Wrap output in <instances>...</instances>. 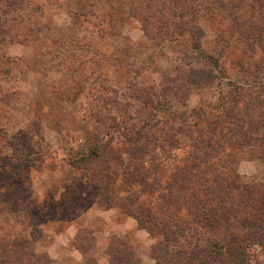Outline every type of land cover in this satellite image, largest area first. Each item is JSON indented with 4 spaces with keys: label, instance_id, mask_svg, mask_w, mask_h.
<instances>
[{
    "label": "rangeland",
    "instance_id": "rangeland-1",
    "mask_svg": "<svg viewBox=\"0 0 264 264\" xmlns=\"http://www.w3.org/2000/svg\"><path fill=\"white\" fill-rule=\"evenodd\" d=\"M190 176L264 199V0H0V264H53L68 239L83 264L172 262L154 218L189 251L210 229Z\"/></svg>",
    "mask_w": 264,
    "mask_h": 264
},
{
    "label": "trees",
    "instance_id": "trees-1",
    "mask_svg": "<svg viewBox=\"0 0 264 264\" xmlns=\"http://www.w3.org/2000/svg\"><path fill=\"white\" fill-rule=\"evenodd\" d=\"M110 9L111 10H109L106 16L107 19H111V17H109L110 13L115 11L113 7H110ZM165 11L166 9L162 7L161 13ZM162 28H158L160 32H162ZM128 139L127 146L130 149L129 151L136 150L140 154L133 155L135 159L134 166H136L137 163L143 161V157L147 156L150 151H148V148L144 146V144L139 142L140 139H137L133 135L129 136ZM89 152L87 160L96 162V159H100L105 164L104 169H100L98 174L93 176V179L98 185L100 199L104 204L107 203L110 205V199L107 197V187L104 185L103 179L105 180L107 174L110 172V167L108 165L110 163L109 159H113L114 157L110 155L109 158L106 159L103 155L107 156L113 152V150L112 148L108 149L106 146H93L90 148ZM141 163H139V165H142ZM136 170L140 171V166L136 167ZM193 174L196 176L194 172ZM201 180L202 179L198 177L196 181H193L190 176V178L187 177L186 182L190 181V185H188L190 188L191 184L192 186L194 184L192 195H195V191L198 190H202L205 193L204 199H201L202 208L198 209V211H201L208 225H210V229L206 232H198V234L202 235L201 239L195 235L197 230L193 231L194 234L190 236L194 241L193 245H190L189 251L187 246H185L186 249L184 248L185 242L182 244L183 247H181L182 245L177 246V243L179 244L180 242L176 241V239L185 236L184 228L175 227L173 229L174 233H169L170 229L166 223L162 224L154 218V223L159 222L156 226L162 237L161 243L164 247L170 248V251L175 252V256L173 257L164 255L162 258L163 260L166 258H173L172 262L164 261L162 264H214L215 262L218 264H243L245 262L248 245L257 244L264 249V199H257V197L249 199L243 198L240 194L245 195L246 193H243V191H241L242 193H240V191L238 192L239 186L234 180L230 181L228 178H224V180L218 179V177L213 178L208 189H206L207 186L201 185ZM124 182L129 187L134 185L141 186L144 179L140 177L138 173L134 172L130 177L126 174ZM194 198L198 197L195 196ZM137 202L138 199L129 201V205L122 204L121 211L136 219L138 225L141 227L145 222L143 218L139 217L140 211H137L134 206ZM192 202H194V200ZM132 207H134L136 211ZM147 221H149V223L152 222L150 216H147ZM148 231L151 232V230ZM123 258L120 250L112 252V264L121 261Z\"/></svg>",
    "mask_w": 264,
    "mask_h": 264
},
{
    "label": "crops",
    "instance_id": "crops-1",
    "mask_svg": "<svg viewBox=\"0 0 264 264\" xmlns=\"http://www.w3.org/2000/svg\"><path fill=\"white\" fill-rule=\"evenodd\" d=\"M70 237H72V236H70ZM50 242L53 244L57 243L54 239H51ZM59 243H60V246H62V251L64 250V254L60 253V250H59V252L57 253L58 256L52 257L54 255V252H52L50 256H51V259L54 260L53 264H55V263L56 264H74V263L83 264L80 262L81 260H83V258L74 256L73 250H75V249H74L71 241H69V239L67 241L63 240ZM52 250H53L52 247H51V249L47 248L46 252H50Z\"/></svg>",
    "mask_w": 264,
    "mask_h": 264
}]
</instances>
